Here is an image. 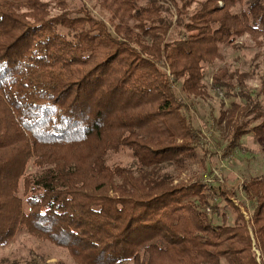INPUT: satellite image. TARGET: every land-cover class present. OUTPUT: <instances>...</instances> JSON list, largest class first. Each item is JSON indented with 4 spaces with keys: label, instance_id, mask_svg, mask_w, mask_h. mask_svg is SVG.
I'll use <instances>...</instances> for the list:
<instances>
[{
    "label": "trees",
    "instance_id": "1",
    "mask_svg": "<svg viewBox=\"0 0 264 264\" xmlns=\"http://www.w3.org/2000/svg\"><path fill=\"white\" fill-rule=\"evenodd\" d=\"M74 1L0 0V248L27 232L76 264H264V175L242 203L182 179L203 163L182 95L235 98L229 153L264 138V70L206 81L223 47L264 46V0H92L107 21ZM215 196L233 224L214 222Z\"/></svg>",
    "mask_w": 264,
    "mask_h": 264
},
{
    "label": "rangeland",
    "instance_id": "2",
    "mask_svg": "<svg viewBox=\"0 0 264 264\" xmlns=\"http://www.w3.org/2000/svg\"><path fill=\"white\" fill-rule=\"evenodd\" d=\"M85 1L99 17L108 20V15L102 13L94 1ZM70 2L74 5L75 1L70 0ZM171 35L176 37V31L173 30ZM239 44L241 45L239 49L232 46L223 47V60L218 61L207 70L206 81L209 85L212 84V74L220 68L248 71L256 69L258 66L264 70V46H258L247 38H242ZM250 83L254 85V88L258 87L257 80H251ZM177 89L180 91L179 85ZM182 97L188 104L185 114L203 135L200 147L203 163L192 164L191 170L186 172L182 179L199 176L214 186L218 187L222 184L229 189H235L239 203L246 202L242 190L243 182L252 177L264 175V138L247 134L242 138V147L229 153L228 141L224 137V125L219 124V118L235 98H228L225 93L212 89H210V96L207 99L186 98L183 95ZM115 158L126 165H130L134 160L129 152H124ZM214 202L219 205L221 210L220 214L214 211L210 212L214 222L222 224L221 214L225 213L228 223L233 224L235 213L232 209H226L225 201L219 196H215ZM246 204V212L250 215L253 212V206L249 202ZM6 260H17L21 263L36 260L40 264H56L62 261L65 264H76L66 250L33 238L27 232H21L14 241L0 248V264H7Z\"/></svg>",
    "mask_w": 264,
    "mask_h": 264
},
{
    "label": "built area",
    "instance_id": "3",
    "mask_svg": "<svg viewBox=\"0 0 264 264\" xmlns=\"http://www.w3.org/2000/svg\"><path fill=\"white\" fill-rule=\"evenodd\" d=\"M259 256H260V252H258Z\"/></svg>",
    "mask_w": 264,
    "mask_h": 264
}]
</instances>
